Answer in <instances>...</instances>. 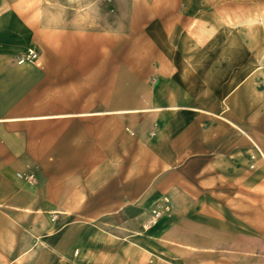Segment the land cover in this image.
Segmentation results:
<instances>
[{
	"label": "crops",
	"instance_id": "obj_1",
	"mask_svg": "<svg viewBox=\"0 0 264 264\" xmlns=\"http://www.w3.org/2000/svg\"><path fill=\"white\" fill-rule=\"evenodd\" d=\"M87 1L0 0V264H264L263 13Z\"/></svg>",
	"mask_w": 264,
	"mask_h": 264
},
{
	"label": "rangeland",
	"instance_id": "obj_2",
	"mask_svg": "<svg viewBox=\"0 0 264 264\" xmlns=\"http://www.w3.org/2000/svg\"><path fill=\"white\" fill-rule=\"evenodd\" d=\"M237 3V0H224L225 6L231 5V3ZM129 0H91L85 2V4L93 9V22L100 24L102 22H108L109 26L116 21L117 16L116 9L126 8ZM230 3V4H229ZM246 5L248 6H258V12H262L264 16V0H238V6ZM254 6V7H255ZM107 18V21L105 20Z\"/></svg>",
	"mask_w": 264,
	"mask_h": 264
},
{
	"label": "built area",
	"instance_id": "obj_3",
	"mask_svg": "<svg viewBox=\"0 0 264 264\" xmlns=\"http://www.w3.org/2000/svg\"><path fill=\"white\" fill-rule=\"evenodd\" d=\"M28 58L34 59L36 57V53L32 50H30L27 54ZM160 216V212L159 211H153V216L150 220V223H153L158 217Z\"/></svg>",
	"mask_w": 264,
	"mask_h": 264
},
{
	"label": "bare ground",
	"instance_id": "obj_4",
	"mask_svg": "<svg viewBox=\"0 0 264 264\" xmlns=\"http://www.w3.org/2000/svg\"><path fill=\"white\" fill-rule=\"evenodd\" d=\"M236 6V5H235ZM232 7V6H231Z\"/></svg>",
	"mask_w": 264,
	"mask_h": 264
}]
</instances>
